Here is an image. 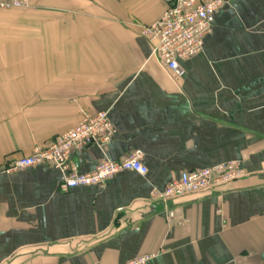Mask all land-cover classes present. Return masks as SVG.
I'll list each match as a JSON object with an SVG mask.
<instances>
[{"label":"crops","instance_id":"0c3cea01","mask_svg":"<svg viewBox=\"0 0 264 264\" xmlns=\"http://www.w3.org/2000/svg\"><path fill=\"white\" fill-rule=\"evenodd\" d=\"M164 11L162 0L0 11V264H264V0L221 7L179 75L140 35ZM97 112L114 136L72 152L70 165L86 174L140 151L145 175L62 192L56 170L4 172ZM229 162L246 175L168 203L150 198L183 171Z\"/></svg>","mask_w":264,"mask_h":264},{"label":"built area","instance_id":"2783aa9c","mask_svg":"<svg viewBox=\"0 0 264 264\" xmlns=\"http://www.w3.org/2000/svg\"><path fill=\"white\" fill-rule=\"evenodd\" d=\"M165 11L152 25L141 28L140 35L152 47L157 62L168 72L180 74L178 62L191 59L202 51L203 40L211 32L215 13L229 0H162ZM29 0H0V11L25 9ZM115 134L107 113L84 116L72 129L57 136L50 143L33 148L27 157L8 163L5 173L22 172L30 168H49L61 174L62 192L80 187L107 185L114 176L124 172L147 173L140 151L130 152L120 161L101 160L90 173H80L70 165L72 152L98 145L105 148ZM246 175L241 165L229 162L198 171H183L161 191L150 193L152 200L172 202L187 195L207 193ZM170 216L172 214L170 213ZM150 257L141 256L127 264H145Z\"/></svg>","mask_w":264,"mask_h":264}]
</instances>
